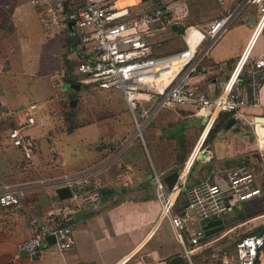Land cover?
Wrapping results in <instances>:
<instances>
[{
    "label": "built area",
    "instance_id": "1",
    "mask_svg": "<svg viewBox=\"0 0 264 264\" xmlns=\"http://www.w3.org/2000/svg\"><path fill=\"white\" fill-rule=\"evenodd\" d=\"M120 1L30 0V4L41 12V22L48 37L77 40V71L82 75V81L92 83L96 89L121 93L133 116L134 130L101 162L74 174L12 183L0 173V206H20L31 191L38 189L53 188L57 199L54 212L45 219L28 211L31 235L17 243V256L35 253L46 246L60 251L74 247L75 212L83 207L97 211L104 205L109 184L103 170L134 140L145 142V127L161 109L169 108L179 114L187 111L190 116L204 118L211 129L223 112L242 115L241 111L247 105H261L264 49H260L264 48V0H240L234 9L218 18L196 27L187 26L185 46L162 54H155L153 46L161 45L164 38L159 37L172 31L173 27L160 1L139 0L119 6ZM250 8L255 10L256 22L247 46L233 62L215 65L218 71L228 72L219 92L204 88L201 83L207 80L209 73L205 60L239 15ZM193 28L201 32L202 38L191 49L187 37ZM154 38H158L157 41ZM178 64L181 67L176 71ZM166 77L172 79L161 88L159 79ZM37 107V103L30 105L31 109ZM8 118H16V112L7 103L0 102V121ZM253 121L255 131L260 135L257 128L262 123ZM33 126L45 127L46 121L39 115L28 114L7 134L10 144L22 153L24 170L34 167L39 149L37 139L29 132ZM48 138L50 152L55 156L54 136L48 134ZM189 159L180 171L175 198H170L172 190L167 191L159 173H156L155 182L162 197L163 211L171 219L185 257L193 264L192 253L207 233L203 227L194 230L187 243L183 232L188 224L220 218L236 203L264 197V189L258 185L256 173L247 164L230 170L224 181L205 180L187 188V173L194 164L191 161L187 166ZM186 167L187 173L181 180ZM64 186L70 188L71 196L60 199L57 189ZM182 190L187 192L188 204L182 212L175 213L173 206ZM261 232V235L250 234L237 242L236 264H263L264 230ZM50 235L55 237L54 242L48 241ZM8 264L18 263L12 260Z\"/></svg>",
    "mask_w": 264,
    "mask_h": 264
},
{
    "label": "crops",
    "instance_id": "2",
    "mask_svg": "<svg viewBox=\"0 0 264 264\" xmlns=\"http://www.w3.org/2000/svg\"><path fill=\"white\" fill-rule=\"evenodd\" d=\"M159 1L165 9V15L172 21V27L174 23H178L181 28L185 29L187 26L196 27L206 22L207 19H215L228 13L238 5L240 0H225L223 4L219 0H213L216 2L215 6L210 5L212 0ZM179 4L184 5V9H179ZM190 5H194L196 9H198L195 14L191 12L189 8ZM18 8L19 11H24V8L21 6H18ZM37 10L40 12L39 9ZM28 12L30 13H25L23 19L24 17L28 19L29 17L32 19L37 18L41 24L43 38L45 40L67 43L77 59L79 53V48L76 43L77 40H72L69 37H48L44 32L41 19H38L37 14L32 10ZM19 16L22 17L21 14H18L16 17ZM255 22V10L250 8L245 12L243 11L215 45L210 56L205 60V64L209 67V73L207 80L201 83L204 88L214 92H219L221 90L228 76V72L218 71L215 65L222 62L231 63L242 53L248 44ZM159 38H164V41L161 45L155 44L153 46L155 54L170 53L181 49L186 44L185 31L181 33L174 28L172 31H168ZM157 39L158 38H154L153 40L157 41ZM0 45H2L1 39ZM263 49L264 48L261 47L260 50L263 51ZM215 50L216 52H214ZM213 52L215 56L212 55ZM11 53H13V51ZM11 53L8 57L3 58L0 56V102L7 103L8 106L15 110L17 115L16 119L23 120L26 116L22 118L18 117L20 115L18 112L21 109L24 110L25 106L23 104L27 103L24 102L25 98L18 99L17 101L15 99L16 96H21L20 91H18L20 88L17 89V84L22 78L17 72L19 68L15 67L17 60L13 59ZM66 61L68 65L66 66V71L63 72V76L68 69L71 71L73 70L71 63L69 64V60L67 59ZM72 74L76 77L77 81L72 83L65 82L68 83L69 87L79 88L81 84L77 82H83V77L78 73L77 65L75 70L72 71ZM260 100L261 105H247L242 109V115L234 114L236 118L234 127L232 129L226 127V129L220 131L219 135L211 142L212 157L204 155L205 150H203L200 154H203L204 160L197 159L188 173V167L185 168L181 180L187 173V178L185 180V186L187 188H191L195 184L205 180L224 181L230 170L244 163L238 162L237 164H233L227 167L223 173H220L219 163L221 164L224 161V155L229 151H232L234 154H245L250 157L247 150L236 149L234 138H232L233 136L231 137V135H229V137H227L229 133H239L242 135L243 132L238 130V125L245 124L250 127L255 137V146L261 151L264 149V137L257 134L253 121L258 115L264 116V84L260 89ZM32 103L38 104V102L33 101L29 103V105ZM125 103L129 108L126 101ZM167 109L164 115L160 114L158 116V128L147 127V138L144 143L138 139L134 140L116 160L105 167L103 173L109 184L106 202L97 211H91L85 207L80 209L82 210V215L79 218L75 217L73 224L76 241L74 247L65 251H60L53 246H46L39 250V255L35 252L17 256V243L25 240L31 235L28 211L35 213L42 219L47 218L54 212L57 206V199L54 196L53 188L31 191L20 206H0V264H8L12 260H16L18 264H91L92 261L96 264H165L168 258L172 256L177 254L185 256L183 246L178 240L171 219L164 213L165 211H163V201L162 197L159 195L155 176L156 173H159L164 182V177L167 174L176 169L179 171L182 169L178 167L177 160L173 156V153L169 155L165 153L166 141L168 140V136L175 139L183 138L185 129L188 126L181 131V135L178 133H169L164 130L167 126H171V123L167 124V121L169 122L170 118V122H174L177 120H187V118L192 117H197L204 121V118L190 116L187 111H183L179 114L169 108ZM40 112L41 114L45 113L43 112V108ZM76 126L65 134H56L47 130L49 129L47 125L43 128L45 131L42 134L38 136L31 134L37 139L39 149L35 157L34 167L28 170L35 169L38 171L46 170L54 172L52 176H45V178L77 173L101 162L111 154L121 141L129 137L134 130L133 124L132 128H126L123 131H112L111 134L104 136L105 138H100L97 142L92 144L89 142L88 135L77 131L79 126ZM48 134H52L55 139L57 151L55 156L50 152ZM75 134L78 135V138L82 141L88 143L89 147L81 156L71 158L66 150L71 141L76 144ZM243 136H247V133L244 132ZM173 138H171V140H173ZM8 142V144H10L9 139ZM222 145L226 151L219 150V147ZM13 148L15 147L10 144L9 151L11 152L8 151L10 155L3 159L0 158V173L7 180V174L13 167L10 160L12 155L19 156V168L24 170L22 167L23 156L21 151L19 149H17V151L13 150ZM195 152H193L190 157ZM56 158H58V160ZM179 158L180 160H185V158L183 159V155H180ZM249 159L250 160L246 164L251 166V157ZM257 161L261 166V175L264 176V154L260 156ZM169 162L172 165H166L167 163L169 164ZM189 165L190 164L187 166ZM203 167H206V172L201 176ZM257 183L264 189V178H257ZM164 185L166 187L165 182ZM178 189L179 188L172 190L171 194L176 197ZM251 200H256V202H251ZM263 201L264 197L259 196L241 202L243 206L240 209L238 208L236 214L228 215L225 219L221 216L220 218L223 220L225 228L221 231L207 234V237L203 239L201 245L197 246L192 253L193 264H195L193 258L196 255L195 251L200 247L218 244V241L224 239V237L228 235L229 237L232 235H242L241 238H243L247 235L257 234L259 231L264 230L262 229L264 228V208H259L257 212H250L252 210L248 211L250 207L257 204L263 205ZM206 223L207 222L189 223L188 227L183 232L184 238H187V240L185 239L186 242H189L191 232L201 227L204 228V224ZM165 225L166 228H169L174 234V239L169 240V238L164 237L166 236L165 234H161L157 242L150 245ZM241 238L236 241V244ZM232 250H234V248ZM232 250L225 249L223 251L220 264L237 263L236 249L235 252ZM186 259L188 260V258ZM261 260L264 264V253L261 254Z\"/></svg>",
    "mask_w": 264,
    "mask_h": 264
},
{
    "label": "rangeland",
    "instance_id": "3",
    "mask_svg": "<svg viewBox=\"0 0 264 264\" xmlns=\"http://www.w3.org/2000/svg\"><path fill=\"white\" fill-rule=\"evenodd\" d=\"M215 4L216 2L213 0L210 2L212 6H215ZM18 6L24 8V11H19ZM178 8L184 9V5L179 4ZM189 8L193 14L198 10L194 5H190ZM30 10L37 14L38 19H41L40 12L30 4V0H0V39L2 44L0 45V56L3 58L8 57L13 51L11 55L13 59L17 60L15 67L19 68L17 72L22 78L17 84V89L20 88L18 91H20L21 96H16L15 99L17 101L18 99L25 98L24 102L27 103L23 104L25 106L24 110H19L18 114L21 116L19 115L18 117L22 118L28 114L41 115L46 121V126H49L47 130L56 134H65L74 129L77 125L79 126L77 131L88 135L89 142L92 144L97 142L100 138H105L104 136L111 134L112 131H123L126 128H132L134 124L133 116L123 97L120 95L121 93L112 90L96 89L90 82H77L81 84L79 88L68 86L63 76V72L66 71V66L68 65L66 60H69V64L71 63L72 69L75 70L77 59L67 43L45 40L43 38L41 24L37 18L32 19L29 17L28 19L24 17L23 19L25 13H30L28 12ZM18 14H21L22 17H16ZM210 20H212V18L207 19L206 22ZM214 52H216V50ZM214 52L212 53L213 56H215ZM33 101L39 104L36 109L30 108L31 104L29 105V103ZM26 105H29L28 108ZM42 108L43 112H45L43 114L40 112ZM166 110L168 109H161L147 124L144 130L145 139L147 138V127L158 128V116L160 114L164 115ZM16 118L14 119L17 122L19 119ZM170 121L171 118L169 122L167 121V124L171 123V126H167L164 129L169 133L172 132L181 135V131L185 127H188L185 129V134L181 139L168 136L165 153L167 155L173 153V156L177 160L178 167L181 168L186 165L190 155L195 150L196 155L194 159H192V162L196 163L197 159L204 160L203 154L200 153L206 150L208 145L212 144H207L205 142L206 138L199 144L201 133L207 122L197 117L174 122ZM234 125L231 126L230 129H232ZM45 127L33 126L29 132L34 136H38L45 131V129H43ZM237 128L243 132L242 135L239 133H229L227 137H229V135H231V137L233 136L232 138H234L237 150L241 149L248 151L252 161V169L256 173V176H258L257 178L260 177L263 179L264 176L261 175L260 170L261 166L257 161L258 157L255 156V153L259 152L260 156H262L264 154V149L261 151L255 146V137L250 127L241 124L238 125ZM8 131L9 125H0L1 159L10 155L8 153L10 148L7 139ZM244 132L247 133V136H243ZM75 136L76 144L71 141L66 150L71 158L81 156L89 147V144L78 138V135L75 134ZM171 138H173V140H171ZM17 149L16 147L13 148V150L16 151ZM224 149L223 145L219 147L220 151ZM180 155H183V159L185 158V160H180ZM224 156V161L221 164L219 163L220 173H223L227 167L233 164H237L238 162H244L246 164L250 160L249 156L245 154H234L232 151H229ZM10 160L13 167L7 175L8 181L12 183L34 181L45 178V176L50 177L54 173L52 171H38L35 169L24 171L19 168V156L12 155ZM166 165L172 164L169 162V164L167 163ZM205 172L206 167H203L201 176L205 174ZM184 196L187 197L186 191H184ZM251 202H256V200H251ZM242 204L243 203H236L232 205L230 210L223 214V219L228 215L236 214L238 208L240 209L243 206ZM262 204L263 205L257 204L250 207L248 211L252 210L250 212H257L259 208H264V201ZM161 234H165L166 236L164 237L169 238V240L174 239V234L169 228H166L165 225L150 245L155 244ZM241 237L242 235H232L231 237L228 235L224 237V239L218 241V244L212 246L206 245L198 248L195 251V264H220L223 251L225 249L232 250L234 248L232 251L235 252L234 246L236 245V241ZM185 239L187 240L186 237Z\"/></svg>",
    "mask_w": 264,
    "mask_h": 264
},
{
    "label": "water",
    "instance_id": "4",
    "mask_svg": "<svg viewBox=\"0 0 264 264\" xmlns=\"http://www.w3.org/2000/svg\"><path fill=\"white\" fill-rule=\"evenodd\" d=\"M173 28L176 30H179L181 33H184V31H185V29L181 28L178 23H174ZM77 86H79V85H77ZM255 120H256V122L262 123V125L259 126L257 128V130H258L260 136L264 137V116L258 115L255 117ZM235 123H236V118H235V116H232L228 120L226 127L230 128ZM204 155H209L212 157V145L207 146L206 150L204 151ZM255 156L260 158V153L256 152ZM179 181H180V171L179 170H174L164 177V182H165L166 188L168 190H173L174 188H176V186H178V184H179ZM57 194L61 199H65V198L71 196V191H70V188L67 186L59 187L57 189ZM81 215H82V210H78L75 212L76 218H79ZM224 228H225V225H224L223 220L221 218H216L214 220H210L206 224H204V229L206 230L207 234H212V233L221 231ZM261 233L262 232L259 231L257 233V235H261ZM54 240H55V237L53 235H50L48 237L49 242H54ZM36 253H37V255H39L40 251H37ZM91 264H96V263L94 261H92ZM165 264H189V261L182 254H177L175 256L168 258V260L165 262Z\"/></svg>",
    "mask_w": 264,
    "mask_h": 264
},
{
    "label": "trees",
    "instance_id": "5",
    "mask_svg": "<svg viewBox=\"0 0 264 264\" xmlns=\"http://www.w3.org/2000/svg\"><path fill=\"white\" fill-rule=\"evenodd\" d=\"M64 80L68 83H72L74 81H77L76 77L72 74V71L70 69L67 70L66 74L64 75ZM234 116V112H223L219 119L213 124L211 127L207 137H206V143H211L214 141V139L219 135L220 131L226 129V124L228 120ZM9 125V129L14 127L16 125V121L14 118H8L6 120H3V122H0V125ZM184 191H180L178 194L176 201L173 206V211L175 213H180L185 208V206L188 204V197L184 196ZM108 193V192H107ZM264 229V228H262ZM236 248V245H235ZM195 257V256H194ZM193 257V258H194Z\"/></svg>",
    "mask_w": 264,
    "mask_h": 264
},
{
    "label": "bare ground",
    "instance_id": "6",
    "mask_svg": "<svg viewBox=\"0 0 264 264\" xmlns=\"http://www.w3.org/2000/svg\"><path fill=\"white\" fill-rule=\"evenodd\" d=\"M133 1H139V0H121L118 4L119 6H123L127 3L133 2ZM202 38V34L199 30L197 29H193L190 33V35L188 36V43L191 49L195 48V46L199 43L200 39ZM181 65L178 64L176 66V71H178L180 69ZM172 79V77H166V78H161L159 79V85L161 88H164ZM210 131V124L206 125L201 133V137H200V143L201 144L204 139L207 137L208 133ZM195 152V151H194ZM196 152L190 157L188 164L191 163L192 159L194 158ZM179 186H177L175 189H177ZM173 189V190H175ZM170 198H175V196L173 194H170ZM166 212V211H165Z\"/></svg>",
    "mask_w": 264,
    "mask_h": 264
}]
</instances>
